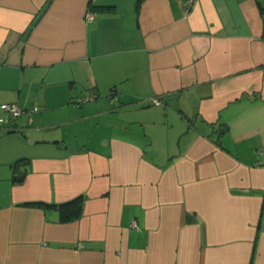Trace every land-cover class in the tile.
Here are the masks:
<instances>
[{"label": "crops", "instance_id": "obj_1", "mask_svg": "<svg viewBox=\"0 0 264 264\" xmlns=\"http://www.w3.org/2000/svg\"><path fill=\"white\" fill-rule=\"evenodd\" d=\"M2 104L0 264H264V0H0Z\"/></svg>", "mask_w": 264, "mask_h": 264}, {"label": "trees", "instance_id": "obj_2", "mask_svg": "<svg viewBox=\"0 0 264 264\" xmlns=\"http://www.w3.org/2000/svg\"><path fill=\"white\" fill-rule=\"evenodd\" d=\"M29 165L28 159H20L10 166L11 182L13 185H20L27 173ZM84 197L77 198L68 202L54 204L45 202H26L22 206L38 208L43 211H54L58 216L59 223H70L78 220L82 215ZM189 221V219H187Z\"/></svg>", "mask_w": 264, "mask_h": 264}, {"label": "built area", "instance_id": "obj_3", "mask_svg": "<svg viewBox=\"0 0 264 264\" xmlns=\"http://www.w3.org/2000/svg\"><path fill=\"white\" fill-rule=\"evenodd\" d=\"M86 17L90 19V18L92 17V15H91V14H87ZM111 98L114 100V97H112V94H111ZM89 100H90V98H87V99H85V100H79V103H80V102H86V101H89ZM151 103H152L153 105H155V106H158V105L161 104V101H160L159 99H157V98H153V99L151 100ZM0 109H1L2 111H4L5 113H7L8 116H9L10 118H12V119H16V118L19 117V116L21 115V113H22V110H21L18 106H16L15 104H2V105H0ZM5 122H6L5 119L0 118V124H3V123H5ZM258 155H259V157L264 158V151L259 152Z\"/></svg>", "mask_w": 264, "mask_h": 264}, {"label": "rangeland", "instance_id": "obj_4", "mask_svg": "<svg viewBox=\"0 0 264 264\" xmlns=\"http://www.w3.org/2000/svg\"><path fill=\"white\" fill-rule=\"evenodd\" d=\"M5 116H2V118H4ZM259 159H264V158H262V157H259Z\"/></svg>", "mask_w": 264, "mask_h": 264}]
</instances>
